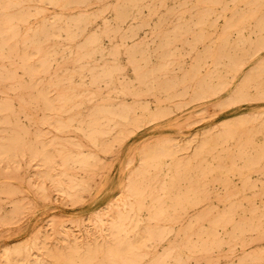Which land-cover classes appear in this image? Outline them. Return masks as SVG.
Returning <instances> with one entry per match:
<instances>
[{
	"label": "rangeland",
	"instance_id": "rangeland-1",
	"mask_svg": "<svg viewBox=\"0 0 264 264\" xmlns=\"http://www.w3.org/2000/svg\"><path fill=\"white\" fill-rule=\"evenodd\" d=\"M117 1L119 0H107L109 4H113V5L117 3ZM246 3L247 2L242 0H240L239 2L238 0H225V1L222 0L218 6L219 9H221L222 14L221 16L217 17L216 20L217 26H214V32L210 34L211 36L213 35L212 39L209 37L210 35L207 36L206 37L207 40L201 41L198 45H196L194 49H192L191 46L189 45V42H191L192 39L191 32L187 33L189 34L188 36L187 35L184 36V39L186 38L184 41L182 40L177 41V39L174 40L173 45L175 48L173 47V52L166 56L172 57L171 59H173V57L177 55L175 59L181 61L180 62L169 61V64L170 62L171 64L169 65L167 71H169V73L173 75L177 72L176 73L177 76H182L183 73H185L191 68L193 61H195V59L198 57L199 54L200 56H203L207 54V52L208 54L205 55L204 58L202 59L203 69H206L208 65L210 67L209 53L211 52L210 51L211 46L215 45L216 36L220 35L217 34V31L220 30L223 31V29L227 27L229 20H231L230 17H232L231 13L241 14L245 10H247L248 4ZM177 4L179 5L178 2L169 1L165 6L176 8L178 7ZM261 5H262L261 3H255V6L253 4V8H254L253 12L257 14L258 18H251V20L248 19L249 23L246 20L244 26L241 27L240 32L235 30L237 32L236 33L233 30V32L229 34V38H231L230 39L231 42L239 43V45L241 44V46H243V44L240 43L241 39H247L248 41L251 42V47L249 48V51L247 53L242 54L240 56L241 57L240 58L241 60H239L240 64L238 65L236 70H233V72L224 71L226 68L225 65L227 61L224 64L220 65V68H222L220 69L221 70L220 79L210 78L204 84L194 83V85H192L193 82H195L192 81L190 84L188 83V85L185 84L184 86L180 84H178L177 86L174 85L173 87H175L176 89L172 88L170 92L158 91L155 93L156 96L154 95V93L150 94L149 91H147V93L146 91H140L137 94H132V95H138L136 96L137 97V99H135L136 101H133L134 98L131 95L126 96L125 98L115 97L116 95H113L115 94L113 92L115 90L112 89L111 85H110L111 87L109 88V85L105 84L104 82L97 83V85L96 83L94 84L86 83L87 87H89L88 89L92 91L93 89L94 91L96 90L95 92H97V90L98 91L101 90L102 92L101 94L104 95L111 92L113 98L111 99L110 102L114 103L115 105L112 106L113 109L119 108L118 111L120 110L121 114H123L120 120L121 125L119 126L118 130L114 131L109 136V139L107 140L105 147L103 146V150L102 147H100L101 149H99V146H95L87 142L86 139L83 138V136L79 133L73 131L69 132L67 130H58L55 127H53L54 122L58 118V114H59L58 109L59 106L61 105V102L55 97L57 93V89L59 87L56 85H51L52 87L51 86L46 87L45 85L47 83L46 78L49 76L56 75L57 73L61 74L67 72L68 70H69L68 72H70L76 69L74 68V65L69 62H66L65 64V62H62L60 59V62L55 61L60 65L59 64L57 65V63L54 62L50 70L47 72V75L45 72H42L41 74H37L38 76L36 75L35 77V81H36L35 84L37 85L38 88H40V86L44 82L42 87H44V91L47 92V95L50 98H52L50 100V110L49 111L42 110L41 113V109L39 108H34L35 111L33 110V108L32 109L28 108L24 110L25 112L22 111L21 114L19 113L21 111L18 110L19 112H18L17 122L25 126H28L29 123L30 126L34 124L33 127L28 126L27 128H30L29 130L31 132L36 129L39 130V134H40L39 139L43 138L42 142L44 146L46 145L44 147L46 151L45 152L46 155L45 156L38 155L36 157H34L33 155H29L31 156V161L28 155L27 156L29 159L25 157H20V160H8L7 162L6 160H0V264H14V263L15 264H36V263L50 264V262L53 264L54 262L59 260L62 256L68 257L72 251L76 252L79 255H83L87 252L88 248L90 250L102 248L100 245H103V247H105L109 243L113 242V240L116 237V234L118 233L116 231V234L114 235L115 231L113 232L112 224L115 221V218L116 219L118 218L119 212L123 210L124 207L122 204L134 199L133 197L132 199L127 197V189L129 187L128 182L129 181L131 182L135 179L140 180V177L137 174H139V170H140L139 167H141L140 165L143 164V160L146 158L145 151L149 147L162 146L165 149V153L167 155L166 156L167 164L165 165V169H163L164 171L161 172L162 174L160 173L161 174L160 177L162 179L166 178L169 175L168 172L169 170L166 168L173 161L174 164L178 163L183 168L186 165V167L184 168L185 169L184 175L177 182L174 181L172 183V186L176 191L180 190L179 193L189 192L190 195L194 194L193 191H187L190 190V187L192 186L191 184H193V186L196 187L199 186L205 187L207 190V198L204 199L203 202L202 200L192 202L191 205H193V207L191 205L189 207H184L182 206L181 203L177 202V200L172 197V199L169 200V205L173 207V210H175V212L178 215L177 217L175 216L171 218V224H169L168 227L167 237L159 242L154 243L153 246H150L149 247L150 254H148L146 257L155 256V253L156 255L157 253L158 255H160L161 253H163V251H166L169 248L168 246L171 242L175 244L183 243L185 239L179 237L181 241L179 239L178 241L175 240L176 238L175 236L177 235L181 236V232H182V229H180L181 226L185 225L186 221L189 220L190 218L192 220H195L205 205L210 206L212 209L211 218H216V215L222 212L224 207L230 206L231 204H236L237 202L236 205H238L239 208H241V210L244 212L243 213L244 216L243 217L238 216V214L231 216L230 218L231 219L233 218L232 220L235 221H239L241 218H245V215L247 219L250 218L252 209L255 210L264 209V193H262L261 195V192L264 191V181H263L264 169H262L264 168V166H262L264 165L263 164L264 159L263 160L256 159L254 161L238 160L241 154L244 155L243 153L245 154L250 153V156L254 159L253 157L254 154L261 149V143L264 142L263 139L264 136L260 134L263 133L264 131V44H261L262 47H260L261 45H259L260 48L257 47L259 41L264 42V29H261V33H260L259 32L260 29L257 27L258 23H262L261 20L264 17V13H263L264 3L261 7L262 9L259 8ZM189 6H190V10L188 8ZM199 6L197 1L195 0H192V2H190L189 5H187L188 12H191V15L192 14L193 15L188 20V22L182 26L183 28L188 29L190 31L192 30L194 31L199 26H201L199 25L198 14H197L199 8L201 7ZM205 6L206 4L204 5V7ZM210 7L211 6L208 5L206 7L207 10H210L211 9ZM97 8H98L97 5L95 4L93 6L91 5L88 7V12H94L97 10ZM148 8L149 6H145L134 10L133 11L134 14L139 18H136L134 16L125 18V20H122L120 22V26L122 27L120 29L124 30L126 28L125 30H127L129 27H137L139 29L137 35L133 37H127L124 39L126 46L132 47L134 44L140 43L141 51L136 52L135 56L137 57V59L143 58V56L147 57L148 64L151 65L153 64L154 66L155 64L161 62L160 60L161 53L153 50L155 45H158L160 38L155 37L154 35H152V33H149L150 29L156 23V20L150 18ZM192 8L195 10V14ZM223 10L224 12H222ZM225 10L227 11L225 12ZM45 11L48 15H54L56 14V12H58V9L52 5L47 4ZM77 12L78 9H71V10H67L66 13L69 15V14H75ZM193 17L195 18V20ZM105 18L112 22L115 21L112 19V13L110 11L105 12ZM140 18L141 19L145 18V20L141 22ZM147 18L148 20H146ZM171 19H173V21H171ZM145 21L147 22L145 23ZM163 22L165 26L167 25L169 27V26H173L174 24H175L174 26H176V24L182 23L183 20L181 18L179 19V16L175 14V16L172 15L170 18H167ZM101 25H102L101 20L95 21L91 23V25L89 24L85 31V35L90 34V32L92 33L98 30V28ZM221 36H224V34L221 33ZM81 39H83V36ZM119 39L120 38L118 37L117 40ZM112 40H116V38L111 39L109 36H105L104 38H102L101 42L103 44L102 43L101 44L103 46H106V49L105 52H103L104 54H102L101 52H97L98 54H95L96 57L94 55L96 60L100 61L102 60L101 58H104L107 55L108 57L110 56L108 51L109 48L111 47L110 45H112L113 43ZM175 41L176 43L174 44ZM182 42H186V43L188 42V43L183 44ZM247 46H249V43H246V47ZM192 51L195 53L191 55ZM123 53L121 52V54L117 55V58L119 57L118 61H120V64L127 67L129 66L127 65L128 53L126 52ZM66 55L67 54H65L64 56ZM59 56L62 55H58L57 58H61ZM183 56H184V60H182ZM192 58L193 60H191ZM110 59H112V57H110ZM166 62H168V60H166ZM185 65L186 68L188 69L185 68ZM261 66L262 69H258ZM61 67H64V69ZM239 68L241 69L239 70ZM125 69H127L126 72L128 74L125 72ZM17 70L18 71H16V73L19 79L27 78L26 77L27 75L24 76V74L22 73L23 72L22 69L17 68ZM87 72L90 71L87 70ZM124 72L125 74L123 73L122 79L128 82L131 81V84H134L136 86L137 83L133 81L135 76V74L133 73L135 72L134 69L131 68L130 66L124 68ZM170 74L167 73V75L169 76ZM167 75L164 77L165 79L161 78L160 81L161 80L164 81L166 80V78H169L167 77ZM153 76H155L156 78L155 80H152L151 75H149L151 81L150 84L156 86L158 80L156 75ZM39 80H41L40 81L41 83L39 82ZM0 89L2 88L0 87ZM15 90L16 89L10 90L9 92L6 91L3 92V89L0 90V97H1L0 100L3 101L5 100L4 98L9 96L11 103H13V105L16 108H20L19 104L21 102L18 100V97L14 95ZM174 91H176L175 94H172L174 93ZM98 93H100V91ZM5 94H7L6 97ZM11 98H13V100ZM121 101L124 102L118 104ZM57 102L59 103V105ZM53 104L55 105L56 108L54 107ZM51 108L53 111H51ZM129 110L130 111L132 110L131 113H133V114H129L130 116H132L131 118H129V116L127 115ZM143 112L144 115L141 116V113ZM27 113L28 115L31 114L34 116H28ZM29 118H32V121ZM51 119H53L54 121H52ZM125 122L127 123V126ZM226 126H229V128L225 129ZM243 129H245L246 132ZM243 131L244 134L246 133L245 135H243ZM251 133L253 134L251 135ZM249 135L251 136L249 137ZM247 139H249V142ZM50 140H56L58 141V143L57 144L52 143ZM66 140L79 141L80 146L79 147L77 146L78 148L76 146H73L74 148L72 147V150H70L71 148H67L68 150L67 149L62 150L60 148L61 143H63V141ZM253 143L255 145H253ZM168 144L170 147H168ZM203 147L205 150L203 149ZM232 149H234L235 151ZM197 150H199L200 156L197 155L198 154ZM203 150L205 153L203 152ZM62 151L65 153L68 152L77 155L79 153V157L83 156L85 160H89V161L86 165H83L84 163L82 164V163L70 162L69 164V162H67L65 166L63 160H72V159L70 157L69 158L63 157L61 155L63 154ZM229 151L230 154L232 153L233 156L229 158L230 161L227 160V158L230 156ZM51 152L53 153L51 157H52V161L54 162H51L50 159L51 157L49 156ZM85 153L87 155L93 154L94 158L93 159L86 158ZM236 155L238 156L236 157ZM41 157H43L42 158L43 161L40 159L39 160L44 163V166L47 170L46 172H44L45 168L43 164L40 163V161L38 160V158ZM56 157H58L57 158L58 160L56 159ZM33 158H35V160ZM198 158L200 159V161ZM214 159L215 162L213 161ZM49 160L51 163L49 162ZM175 160H177V162ZM195 160L196 162L198 161V163L193 164L192 161L195 162ZM220 162L223 163L224 165L221 164ZM224 162H227V166H225ZM228 162L231 163V166L230 164L228 165ZM233 162L236 163L233 164ZM248 162H253V163H248ZM256 162L259 163L256 164ZM248 164L249 166L251 165L253 168L251 166L249 167ZM234 165L236 167V170ZM78 166L85 168L78 169L77 168ZM238 166L239 167L242 166V168L243 167L244 168L243 169L240 168L241 169L240 171ZM259 166L262 167L260 168ZM63 167L64 168L69 167L67 169V172L63 170L64 169ZM248 167L251 170H249ZM47 168L49 169V171ZM231 168H233V170H231ZM216 169H223L225 170V172L219 175ZM255 169H257V172ZM206 171L208 174L206 173ZM250 171L251 172L254 171L255 173L254 172L251 173ZM259 171L261 172V175ZM214 172L216 173L214 174ZM203 174H205L206 177ZM210 174H213L211 175V177L213 178L209 176ZM198 177L200 179H198ZM222 178L225 179L223 180ZM211 179H214V181ZM191 181H194V183H192ZM211 181H213V183L210 184ZM243 181L244 182L246 181V183L250 181L251 185L250 183L246 184ZM196 182L197 184L199 183V186H197ZM224 182L225 184H223ZM227 183H229L230 185ZM233 184L236 185V187H234ZM221 185L222 187L220 188ZM211 186H214V188ZM242 186L243 188L244 186H246L247 189L248 188L250 189L252 187L251 188L252 199L244 198L243 201L242 199L237 200V196L234 193H238L237 191H239ZM230 187L232 188V192H234V193L231 192L232 194H228L231 189ZM237 187L238 189H236ZM225 188L227 190L229 189V192L227 190L224 191ZM234 189L237 191H235ZM254 189L257 192H255ZM222 193L226 195V197ZM254 194H256V196ZM228 195L230 199L228 198ZM124 198H125V202L123 200ZM227 200L229 201L227 202ZM211 203H213V205H211ZM150 204H151L150 197L144 199L141 209L137 210V212L141 213V216L139 217L125 216V218H122L123 220L122 223L125 224V221L127 222V220L129 221L132 219L150 220V218L148 217L149 211L147 209ZM252 206L254 207L252 208ZM249 207L251 209H249ZM177 210L179 213L177 212ZM183 210L186 211L183 212ZM214 211L216 212L214 213ZM202 220L204 223L202 224L203 230H206L208 226L206 223L207 219L205 218V221L204 219ZM108 224H110V227ZM109 229L113 232L112 234ZM226 229L227 228L225 227H221V226L218 227L216 234H219V236L221 237L215 234V236H217V240L219 241L215 245H211V239H209L208 241V237L205 235L199 238H197V236H194L192 238V242L189 241L190 244L196 246H203L205 244L204 246L207 252L210 253V255L209 253L206 252L205 254H197L196 257L191 256L189 258H183L184 264H246L247 262H248L247 264H257V263L264 264V238L263 239L251 238V236H248V234L250 233L249 232L246 234V237L248 239L245 237L246 242L244 241L245 239L244 240L240 239L238 241L237 238L236 241H234L235 239H233L230 240L229 242V238L228 236H226L227 234L224 233L226 232ZM140 240L142 241L141 238ZM257 254L258 257H256ZM248 255L250 257H248ZM245 256H247L246 261L242 260L245 258Z\"/></svg>",
	"mask_w": 264,
	"mask_h": 264
},
{
	"label": "bare ground",
	"instance_id": "bare-ground-1",
	"mask_svg": "<svg viewBox=\"0 0 264 264\" xmlns=\"http://www.w3.org/2000/svg\"><path fill=\"white\" fill-rule=\"evenodd\" d=\"M169 1L170 2L171 1L172 2H178L179 3V5L177 4L178 7L175 8L174 6H172L174 8H171V7L165 6ZM195 1H197L198 6L199 5L201 6V7L199 6L200 8H199V11L197 13L199 25H201V26L198 25L199 27L196 30L190 31L188 29L183 28L182 26L184 24H186L188 22V20L191 18V16L193 15V14L191 15V12H188V8L190 10V6L187 8V5H189V3L192 2V0H121V1L119 0L114 5L109 4L107 2V0H0V61H1V64H0L1 65L0 66V87L3 89V92L4 91L9 92L10 90L16 89L15 93L14 92L13 93L15 96L18 97V100L21 102L20 104L18 102V104L20 105V108H16L13 105V103H11L10 97L9 96L6 97L7 94H5V97H6V98H4L5 100H3V101L0 100V127H1L0 128L1 129V132H0V160H6V162H7L8 160H20V157H25V158L29 159L28 158L29 155H33L34 157H36L38 155L39 156L40 155L41 156L46 155V153H45L46 151L44 148L46 145L44 146V144L42 142L43 138L42 139L40 138L41 140L39 139V136H40L39 130L36 129V130H33L31 132L29 130L30 128H27L28 126H30V123L28 124V126L22 125V124L17 122V118H18V112L19 111H21V112H19L21 114L22 111H24L28 108H31V109L33 108V110H34V108H39V109H41V113H42V110H48V111L50 110V100L52 98H50L47 95V92L44 91V87H42L44 82L42 83V85L40 84L41 85L40 88L37 87V85L35 84V82H36L35 77L37 74H41L42 72H45L47 75V72L50 70L53 63L55 61L60 62V59L62 62H65V64H66V62L72 63L74 65V68H76V69H74L70 72H68L69 71L68 70L67 72H64L61 74L55 73L56 75H53V76L48 75L49 77L46 78V81H47V83L45 84L46 87L51 86V85H56L59 87L58 89L56 87L57 93H56L55 97H56V99H58L61 102V105L59 106V109H58L59 110L58 118L54 122L53 127H55L58 130H67L69 132L73 131V132L79 133L83 136V138L86 139L87 142L91 143L92 145L99 146V149H101L100 147H102V150H103V146L105 147L107 140L109 139V136L114 131L118 130L119 126L121 125L120 120H121L123 114H121L120 110L118 111L119 108L113 109L112 106L114 105V103L110 102L111 99L113 98L111 92L104 95V94H101L102 93L101 90H99L100 93H98L99 92L98 90H97V92H95L96 90L94 91V89L92 91V90L88 89L89 87H87L86 83H92V84L96 83V85H97V83L104 82L105 84L109 85V88L112 86V89L115 90V91H113L115 93L113 95H116L115 97L125 98L126 96L131 95L134 98L133 101H136L135 99H137L136 96H138V95H132V94H137L140 91H146V93H147V91H149L150 94L154 93V95H155V93L158 91L159 92L160 91L161 92H170L172 88H175L173 86L174 85L177 86L178 84L184 86L185 84H187V85H188V83L190 84L192 81H195V82H193L192 85H194V83L195 84L196 83H203L204 84L210 78L220 79V77H221V70L220 69H222V68H220V65L224 64L226 61H227L226 65H225L226 68L224 71H229V72L232 71L233 72V70H236V68L240 64L239 63L240 62L239 60H241L240 56L249 51V48L251 47V42L248 41L247 39H241L242 42L240 41V43L243 44V46H241V44L239 45V43L231 42L230 41L231 38H229V34H231L233 32V30L234 31L237 30L238 32H240L241 27L244 26V23L246 22V20L248 21V19L251 20V18H258L257 14L253 12V10H254L253 4H254V6H255V3H261L263 5L264 1H262V0H242V1L247 2L246 4H248L247 10H245L241 14L231 13L232 17H230L231 20H229L227 27H225V29H223V31L222 30L217 31V34H220V35L216 36L215 45L211 46V50H210L211 52L209 53L210 67L208 65V67L206 69H203L202 59L204 58L205 55L208 54V52H207V54H205L203 56H200V54H199L198 57L195 59V61H193L191 68L188 71H186L185 73H183L184 71L182 72L183 73L182 76H177L176 75L177 72L173 75V74H170L169 71H167L169 68V65L171 64V62L169 64V61H176V62L181 61V60L175 59V57L177 55L175 57H173V59H171L172 57L166 56V55L173 52V47H174L173 41L176 39H177V41L178 40L184 41L186 39V38L184 39V36L185 35L188 36L189 34H187V33L191 32L192 39H191V42H189V45L191 46L192 49H194L196 47V45H198L201 41L207 40L206 37L214 32V26H217L216 25L217 17L221 16V14H222L221 9H219V7H218L222 0H195ZM239 1L240 0H238V2ZM259 1H262V2H259ZM47 4L56 7L58 9V12H56V14H54V15H48L45 11ZM94 4L98 6L97 10L94 12H88V7L91 5L93 6ZM205 4H206V6L204 7ZM250 4H252V5H250ZM173 5H174V3H173ZM208 5L211 6L210 10H207V8H206ZM262 5L260 7L259 6L258 7L261 8ZM145 6H149L148 12H149L150 18L156 20V23L150 29L151 32L149 31V33H152V35H154L155 37L160 38L158 45H155L153 50L161 53V57H160L161 62L158 64H155L154 66H153V64L152 65L148 64L147 57L143 56V58L137 59V57L135 56L136 52L141 51L140 43L134 44L132 47H130L129 45H128L129 47L126 46L124 39L127 37H133V36L137 35L139 32V29L137 27H129L127 30H125L126 28L124 30L120 29V28H122L120 26V22L122 20H125V18H128L130 16H134L136 18H139L134 14L133 11L136 9H139L141 7H145ZM233 7H234V4H233ZM71 9H78V12L75 14H69L68 15L66 12H67V10H71ZM107 11H110L112 13V19L115 20L116 23H115V21L112 22V21H109L105 18V12H107ZM193 11L195 14L194 9H193ZM226 11L227 10H225V12ZM228 11H230V10H228ZM222 12H224V10ZM175 14H177L179 16V19L181 18L183 20V22L180 23L181 22V20H180V22H179L180 24H176V26H174L175 24L173 26H169V27L167 25L165 26L163 21L166 20L167 18H170L172 15L175 16ZM148 18L146 20H148ZM99 20L102 21V25L98 28V30H96L92 33L90 32V34L85 35V31L87 29V26L89 24L91 25V23H93L95 21H99ZM143 20H145V18H142V19L140 18L141 22H143ZM194 20H195V18H194ZM171 21H173V19H171ZM261 21H262V23L257 24V27L260 29L259 30L260 33H261V29H264V22H263L264 17ZM146 22L147 21H145V23ZM226 22H228V21H226ZM248 23H249V21H248ZM194 26H196V25H194ZM258 28H257V31H258ZM216 29H217V27H216ZM221 33H223L224 36H221ZM82 36H83V39H81ZM105 36H109L111 39L116 38V40H112L113 43H112V45H110L111 47L109 48V51H108L110 56L108 57V55L107 56L104 55L107 58H105V57L101 58L102 60L99 61V60H96L95 54H98L97 52H101L102 54H104L103 52H105L106 46L102 45L103 43L101 42V40ZM212 36L210 35L209 37L212 39ZM118 37L120 38L119 40H117ZM211 42H213V41H211ZM175 43H176V41L174 42V44ZM182 43L187 44L188 42L187 43L182 42ZM246 43H249V46L246 47ZM261 44H264V42L259 41V43L257 44V47H259V45H261ZM260 47H262V45ZM187 50H189V49H187ZM121 52L122 53L123 52L128 53V57L127 56L126 57L128 59L127 65H129V66H127V67L131 66V68H133L135 71V72H133L135 74L133 81L137 83L136 86L134 84H131V81L128 82V81H125L122 79L123 73L125 74V72L127 70V69H125V72H124V68H127V67L123 66L122 64H120V61H118L119 57L117 58V55L121 54ZM195 52L192 51L191 55ZM182 53H183V51H182ZM65 54H67V55L70 54V55L64 56ZM123 54H125V53H123ZM58 55H62V56H59L61 58H57ZM94 55H95V57H94ZM178 56H180V55H178ZM110 57H112V59H110ZM166 60H168V62H166ZM182 60H184V56H183ZM191 60H193V58ZM57 62H55V63H57ZM185 62H186V60H185ZM58 64L59 63H57V65ZM69 65H71V64H69ZM65 67H68V66H65ZM188 67H189V65H188ZM17 68H20L23 70L22 73L24 74V76L27 75L26 79H24V78L19 79L18 78L16 71H18L19 69L17 70ZM61 68L64 69V67H61ZM185 68H186V65H185ZM241 68H239V70ZM186 69H188V68H186ZM258 69H262V66ZM87 70H89L90 72H87ZM167 73L170 74V76L167 75ZM149 75H151L152 80L156 79L155 76H153V75H156L157 80H158L156 86H154L153 84H150L151 81H150ZM166 75L169 78H166V80H164V81L163 80L160 81V79L164 78ZM88 78H89V80H88ZM252 79H253V77H252ZM40 81L41 80H39V82ZM46 87H45V89H46ZM2 89H0V90H2ZM176 91H174V93H172V92L171 93L175 94ZM154 95H153V97H154ZM169 95H170V93H169ZM158 96H159V93H158ZM11 99L13 100V98H11ZM114 99H116V98H114ZM162 99H164V98H162ZM158 100H161V99H158ZM122 102H124V101H121L118 104H120ZM57 103H56V105H57ZM88 104H90V105H88ZM58 105H59V103H58ZM17 107H18V105H17ZM54 107H55V105H54ZM55 108H53V109H55ZM116 109H117V111H116ZM51 111H53L52 108H51ZM27 112H28V110H27ZM38 112H40V111H38ZM38 112H37V114H38ZM131 112H132V110L131 111L129 110V112L127 114L129 116V118L132 117L129 115V114H133ZM27 115H28V113H27ZM143 115H144V112L141 113V116H143ZM28 116H34V115L30 114ZM53 117H54V114H53ZM32 118H29V119H31V121H32ZM51 120L54 121L53 119H51ZM33 122H35V121H33ZM260 122H261V120H260ZM122 123H123V121H122ZM33 125L34 124H32V126H30V127H33ZM123 125H124V123H123ZM126 126H127V123H126ZM53 127H51V128H53ZM228 128H229V126L225 127V129H228ZM243 130L245 131V129H243ZM260 130H262V129H260ZM244 131H243V135L246 134V133L244 134ZM252 134L253 133H251V135ZM260 134H262L264 136V131H263V133H260ZM251 135H249V137ZM214 138H215V136H214ZM263 139H264V137H263ZM247 140L249 142V139H247ZM50 141L52 143H56V144L58 143V141H56V140H50ZM238 145H239V142H238ZM253 145H255V144L253 143ZM73 146L79 147L80 142L76 141V140H66V141H63V143H61V147L60 146L59 147L62 150L63 149L66 150L67 148H71L70 150H72ZM236 146H237V144H236ZM257 146H258V144H257ZM168 147H170L169 144H168ZM244 147H245V144H244ZM263 147H264V142L261 143V149L254 154V156H253L254 159L250 156V153L249 154L243 153L244 155L241 154L238 160H248V161H254L256 159L263 160L264 159V154H263L264 148ZM251 148H252V146H251ZM203 149H204V147H203ZM46 150H47V147H46ZM204 150H203V152H204ZM232 150H234V149H232ZM71 152H73V151H71ZM197 152H198L197 155H199V150H197ZM203 152H202V154H203ZM48 153H50V152H48ZM62 153L63 154H61V155L63 157H65V158L70 157L72 159V160H63V162L65 163V166H66L67 162H69V164H70V162H74V163H82V164L84 163L83 165H86L89 161V160H85V158H83V156L79 157V153H78V155L68 153V152L65 153L63 151H62ZM207 153H208V151H207ZM145 154H146V158L143 160V164L140 165L141 167H139L140 168L139 174H137V175H139L140 180L135 179L131 182L130 181L128 182L129 187L127 189V197H129L130 199H132V197H133L134 199L130 200L129 202H125V198L123 199L125 202L124 203L122 201L124 203V204H122L124 208H123V210H121L119 212L118 218L117 219L115 218V221L112 224L113 225V232L115 231L114 235L116 234V231L118 233V234H116V237L113 240V242L109 243L105 247H103V245H100L102 248H97V249H92V250H90L88 248V250L85 254H83V252H82L83 255H79L76 252L72 251L68 257L62 256L59 260L54 262L55 264H184L183 258H189L191 256L196 257L197 254H205L207 252V250L204 246L205 244L203 246H196V245H191L189 241L192 242V238L194 236H197V238H199V237L205 235L208 237V241H209V239H211V245H215L216 243L219 242L217 240V236H219V234H216V231H217L219 226L227 228L226 232H224L227 235L226 234H224V235L228 236L229 242H230V240H233V239H235L234 241H236V238L238 239V241L240 239L244 240L246 237V234L249 232L251 234L249 233L250 235L248 234V236H251V238H256V239H263L264 238V209H262V210L252 209L251 214H250V218L247 219L246 215H245V218L240 217L241 218L240 220L238 218L239 221H235V220H232L233 218L231 219L230 217L235 215V214H238V216H242V217L244 216L243 215L244 212L241 210V208H239L238 205H236L237 202H236V204H231V205L228 204L230 206L224 207L222 212H220V213L218 212L219 214L217 213L218 215H216V218H211L212 209L210 206L205 205V203H206L205 202L204 203L205 206L201 210V212L198 214V217L195 220H192L191 218L189 220H187L186 224L182 225L180 228V229H182L181 236H179V235L175 236L176 237L175 240H178L179 237H182L183 239H185L183 243L175 244V243L171 242L168 246L169 248L166 251H163V253H161L160 255H158V253L156 255V253H155V256L146 257L148 254H150V248H149L150 246H153L154 243L159 242V241H161L167 237L168 227H169V224H171V218H173L175 216L177 217V215H178L175 212V210H173V207L171 205H169V200L172 199V197H173L174 199L177 200V202L181 203L182 206L189 207L192 204V202L201 201V200L203 202V200L207 198V190L205 187L199 186V183L197 184V182H196L197 186H199V187L193 186V184H191L192 186L190 187V190H187V191H193V193H194L193 195H190L189 192L188 193H179L180 190L176 191L174 189V187L172 186V183L174 181L177 182L179 179H181V177L184 175V172H185L184 168L186 167V165L183 168L178 163L174 164V161H173L166 168L169 170L168 171L169 175L166 178L162 179L160 177V175L162 174L161 172L164 171L163 169H165V165L167 164V158H166L167 155L165 153V149L162 146L149 147L146 149ZM211 154H213V153H211ZM229 154H230V151H229ZM51 155H53L52 152L49 156L51 157ZM225 155H226V153H225ZM201 156H203V155H201ZM210 156H213V155H210ZM218 156H219V154H218ZM228 156H226V157H228ZM231 156H232V153L227 158V160L230 161L229 158ZM237 156L238 155H236V157ZM29 157H30V161H31V156H29ZM85 157L93 159L94 155L93 154L87 155L85 153ZM42 158L43 157L38 158V160L40 159L43 161ZM57 158L58 157H56V159ZM33 159L35 160V158H33ZM50 159H51V162H54V161H52V157ZM177 160H175V161L177 162ZM235 160H236V158H235ZM199 161H200V159H199ZM213 161L215 162V159ZM49 162H50V160H49ZM179 162H180V159H179ZM192 162H193V164L198 163V161L196 162V160H195V162L194 161H192ZM236 162H233V164ZM40 163H42L44 166L43 162L40 161ZM224 163H225V166H227V162H224ZM248 163H253V162H248ZM257 163H259V162H256V164ZM69 164H68V166H69ZM181 164H182V162H181ZM221 164H223V163H221ZM229 164L231 166L230 162H228V165ZM51 165H53V164H51ZM211 165H213V164H211ZM242 165H243V163H242ZM47 166H48V164H47ZM248 166H249V164H248ZM262 166H264V165H262ZM234 167H235V165H234ZM246 167H247V165H246ZM249 167H248V169L251 170ZM44 168H45V166H44ZM68 168L69 167H66L63 170L67 172ZM77 168L80 169L82 167L78 166ZM83 168H85V167H83ZM200 168H202V167H200ZM207 168H208V166H207ZM238 168L243 169L244 167L242 168V166L241 167L238 166ZM189 169H190V167H189ZM227 169H228V167H227ZM241 169H240V171H241ZM262 169H264V168H262ZM231 170H233V168H231ZM235 170H236V167H235ZM246 170H245V172H246ZM255 170L257 172V169H255ZM46 171L47 170L45 168L44 172H46ZM48 171H49V169H48ZM216 171L219 173V175L223 174L225 172V170H223V169H216ZM252 172H254V171H252ZM206 173H207V171H206ZM215 173L216 172H214V174ZM203 175L206 177L205 174H203ZM211 175H213V174H210L209 176L211 177ZM241 175H242V173H241ZM260 175H261V172H260ZM199 176H200V173H199ZM225 177H226V175H225ZM52 178H54V177H52ZM211 178H213V177H211ZM127 179H128V176H127ZM198 179H200V178L198 177ZM214 179H211V180L214 181ZM222 179L224 180L225 178H222ZM223 180H221V181H223ZM227 180H228V178H227ZM247 180H248V178H247ZM207 181H208V179H207ZM209 181H210V179H209ZM213 181H211L210 184L213 183ZM191 182L194 183V181H191ZM201 183H202V181H201ZM244 183H246V181ZM248 183H250V185H251L250 181ZM248 183H246V184H248ZM69 184H70V181H69ZM69 184H68V186H69ZM223 184H225V182ZM227 184H229V183H227ZM261 186H262V183H261ZM211 187L214 188V186H211ZM221 187H222V185L220 186V188ZM231 187H233V186H231ZM234 187H236V185H234ZM238 187L236 189H238ZM245 187L246 186H244V188H243V186H242L239 191L234 189L238 193L232 192V188L230 189V192H229V189L227 190L226 188L224 189V191L227 190L229 192V193L227 192L228 194L234 193L237 196V200L242 199V201H243L244 198L245 199H247V198L252 199V192H251L252 187L250 189L249 188L247 189V187L246 188ZM254 191H255V189H254ZM211 192H213V191H211ZM211 192H210V194H211ZM255 192H257V191H255ZM258 192H261V191H258ZM262 193H264V191L261 192V195H262ZM124 194H126V193H124ZM254 195L256 196V194H254ZM224 196L226 197V195H224ZM149 197H150L151 204L149 205V207L147 209L149 211L148 217L150 218V220H146V219L133 220L132 219L129 221L127 220V222L125 221V224H123L122 218H125V216H127V217H133V216L139 217V216H141V213L137 212V210L141 209V206L143 204L144 199L149 198ZM223 197H222V199H223ZM209 198H211V197H209ZM217 198H219V197H217ZM228 198L230 199L229 195H228ZM254 198H257V197H254ZM234 200H236V199H234ZM254 200H256V199H254ZM228 201L229 200H227V202ZM200 203H199V205H200ZM230 203H231V201H230ZM211 205H213V203H211ZM250 205H252V204H250ZM191 206L193 207V205H191ZM243 207H242V209H243ZM253 207L254 206H252V208ZM249 209H251V208L249 207ZM185 211L186 210H183V212H185ZM177 212H178V210H177ZM215 212L216 211H214V213ZM205 218L207 219L206 223L208 226H207L206 230H203L202 224H204V223H203L202 219H204V221H205ZM177 222H178V220H177ZM108 225L110 227V224H108ZM180 229H179V231H180ZM221 231H219V232H221ZM113 232L111 231V234ZM215 234L217 236H215ZM108 236H111V235H108ZM219 237H221V236H219ZM140 238L142 239V241L140 240ZM111 239H112V237H111ZM104 241H105V239H104ZM244 241L246 242V239ZM241 244H242V241H241ZM207 246H208V244H207ZM261 247H263V246H261ZM84 251H86V250H84ZM80 253H81V251H80ZM207 253H209V252H207ZM211 254H213V253H211ZM152 255H153V253H152ZM209 255H210V253H209ZM230 256H232V255H230ZM15 257H17V256H15ZM223 257H225V256H223ZM248 257H250V256L248 255ZM256 257H258V254ZM33 258H34V256H33ZM246 258H247V256H245V258L242 260L246 261ZM9 259H10V256H9ZM205 259H207V258H205ZM11 261H12V259H11ZM44 262H46V261H44ZM250 262H251V260H250ZM255 263H256V261H255ZM50 264H52V263L50 262Z\"/></svg>",
	"mask_w": 264,
	"mask_h": 264
}]
</instances>
